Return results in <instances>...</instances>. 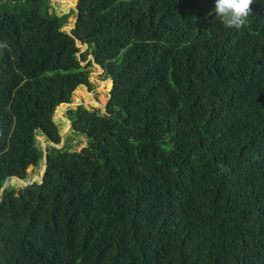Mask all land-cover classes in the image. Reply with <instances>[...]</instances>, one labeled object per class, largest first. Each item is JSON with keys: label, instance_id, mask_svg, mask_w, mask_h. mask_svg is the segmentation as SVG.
<instances>
[{"label": "trees", "instance_id": "1", "mask_svg": "<svg viewBox=\"0 0 264 264\" xmlns=\"http://www.w3.org/2000/svg\"><path fill=\"white\" fill-rule=\"evenodd\" d=\"M50 8L0 0V264H264V0L239 28L214 0H78L70 33ZM90 55L112 87L69 111L88 145L2 192L62 142Z\"/></svg>", "mask_w": 264, "mask_h": 264}, {"label": "rangeland", "instance_id": "2", "mask_svg": "<svg viewBox=\"0 0 264 264\" xmlns=\"http://www.w3.org/2000/svg\"><path fill=\"white\" fill-rule=\"evenodd\" d=\"M77 2L78 0H49V3L51 5V8L49 9L50 13L55 11L60 16L70 14L68 18L69 24L62 29L63 31L71 32L72 27H74L75 25L77 18ZM53 6L55 9L52 8ZM80 49L81 55L85 52L91 53V50L89 48L87 50L85 48ZM89 59L90 60L84 63V65H89V69L91 71L90 82L92 83V89H89L86 86H80L73 94V102L71 104H78L75 105V107H77L76 110L79 107L84 106L91 111H100L106 113V105L109 102L111 85L109 80L104 78L103 70L99 66L95 65L91 55ZM72 105L66 106V108H63L60 111L58 109L55 114V119L58 122L59 126L64 128L63 131H60L61 136L65 138V142L64 144H62L63 148L66 146L71 149V151H81L88 145V138L85 136H77L70 131L71 127L67 120L70 118L69 111L72 110ZM37 137L38 144L42 151L47 150L49 147H53L51 142L44 135L38 134ZM43 162L44 161H42V163L36 167L32 166L29 168V177L26 180L22 182L18 179L8 180L5 189L12 185L21 186L31 183L32 181H40L42 179L43 173Z\"/></svg>", "mask_w": 264, "mask_h": 264}, {"label": "clouds", "instance_id": "3", "mask_svg": "<svg viewBox=\"0 0 264 264\" xmlns=\"http://www.w3.org/2000/svg\"><path fill=\"white\" fill-rule=\"evenodd\" d=\"M253 0H214V8L209 15L215 14L227 27L239 28L250 14Z\"/></svg>", "mask_w": 264, "mask_h": 264}, {"label": "water", "instance_id": "4", "mask_svg": "<svg viewBox=\"0 0 264 264\" xmlns=\"http://www.w3.org/2000/svg\"><path fill=\"white\" fill-rule=\"evenodd\" d=\"M77 11V10H76ZM75 28V26L74 27H72V29H74ZM67 33H70V32H67ZM77 46L79 47V48H85L86 50L89 48V46H88V44H82L81 42H79L78 40H77ZM80 55H81V52L79 53V57H80ZM91 57H92V59H93V61H94V63H95V65H97V66H99L97 63H96V60H95V57L93 56V55H91ZM90 60V59H89ZM88 60V61H89ZM100 67V66H99ZM101 68V67H100ZM102 69V68H101ZM103 70V69H102ZM110 85H112V83L110 84ZM87 87V86H86ZM112 87V86H111ZM110 90H111V88H110ZM75 93V92H74ZM109 97H111V95H110V93H109ZM108 104V103H107ZM63 105H65V106H70V105H72V104H62V105H60L58 108H57V110H56V112L58 111V109L61 107V106H63ZM107 106V105H106ZM72 107V106H71ZM77 108V107H76ZM75 108V109H76ZM56 114V113H55ZM55 119V118H54ZM55 121H56V119H55ZM68 122H69V124H70V127H71V129H70V131L71 132H73L74 133V131L75 130H73V124H72V121L70 120V118L67 120ZM57 122V121H56ZM60 129V131H63V129L64 128H62V127H60L59 128ZM41 134H43V132H41ZM60 134H61V132H60ZM44 135V134H43ZM45 136V135H44ZM46 137V136H45ZM47 138V137H46ZM48 139V138H47ZM49 140V139H48ZM50 141V140H49ZM51 142V141H50ZM64 142H65V138L64 137H62V142L60 143V144H55L54 142H51V144L53 145V147H55V148H57V149H62L63 148V146H62V144H64ZM44 152H45V155H44V158H43V166H42V168H43V173H42V179L40 180V181H38V182H40V183H42L43 182V175L45 174V171H46V168H47V163H48V157H47V155H48V150H44ZM14 179V178H13ZM19 181H24V180H21V179H18ZM36 181H32L31 183H28V184H25L24 186H28L29 184H33V183H35ZM5 187H6V184H5V186L3 187V189H2V192L5 190Z\"/></svg>", "mask_w": 264, "mask_h": 264}, {"label": "flooded vegetation", "instance_id": "5", "mask_svg": "<svg viewBox=\"0 0 264 264\" xmlns=\"http://www.w3.org/2000/svg\"><path fill=\"white\" fill-rule=\"evenodd\" d=\"M53 8H54V6H53ZM55 9V8H54Z\"/></svg>", "mask_w": 264, "mask_h": 264}]
</instances>
